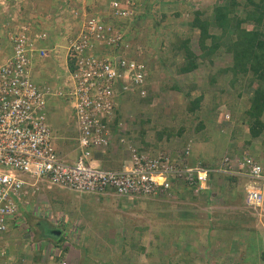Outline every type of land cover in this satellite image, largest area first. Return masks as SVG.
Here are the masks:
<instances>
[{
	"label": "rangeland",
	"instance_id": "rangeland-1",
	"mask_svg": "<svg viewBox=\"0 0 264 264\" xmlns=\"http://www.w3.org/2000/svg\"><path fill=\"white\" fill-rule=\"evenodd\" d=\"M10 1L11 2L7 4L6 8L3 10V16L7 19L18 18L19 16L23 17V14L27 16V14L37 15L39 12H45L47 15L51 13V18L49 17L51 23L48 24L46 29L56 28L58 30L51 34V39L47 40L46 43L52 46L54 42L57 46L51 50V61L49 64L40 66V64L46 63L47 60L44 58L35 59L34 62H31L29 66V77L38 85L51 84L54 88H57L59 84L54 79V76L56 75L61 78L65 76L63 67L64 46L70 34L69 32L72 31L73 27H77L80 24L82 17L89 16L100 7H106L108 0H42V3H40L38 7L32 6V4L29 5L28 3L27 5L24 3L22 4L25 0H16L14 3L13 0ZM28 1L31 3L32 0ZM213 1L214 0H152V17L148 16L146 20L141 22L136 20L135 23L132 20L131 22L135 24H133V27L131 24H124V34L126 37H129L126 40L127 45L129 46V44L132 43L135 46L132 51L125 50V55L128 54V52L130 55V52H132L133 55H136L138 60L145 64L146 69L149 71V74H151L149 95L143 100H139L134 94L132 97L122 95L119 97L115 95L117 104L114 106L113 111L117 112L116 116L120 122V126H118V128H120V136L118 138L111 137L109 139V144L104 149H109L114 146L115 152L117 151L120 154V159L125 158L128 154L127 145H132L136 148L135 143H137L138 146H143L144 142L150 143L152 140V129L164 126L173 127L174 131L180 127L182 128V133L188 134L189 137H191V139L188 138L186 142L188 145L182 142L181 137L172 138L173 143H176L174 147L177 149L176 151L178 154L183 151L185 153V148L188 149L187 152L189 153L191 147V152L195 153L197 157L199 156L200 158L203 157L206 159L214 158V160H221L226 155L240 157L244 153L247 154L248 150L245 148L244 143V136L247 134V122L243 123L244 116H242V111H244L247 105V97L250 96L251 88L246 87L247 84H243L242 80L231 85L229 73L222 74L219 72L220 68L228 67L231 64L230 54L226 53L224 50V44H220L218 48L219 52L215 51L211 53L209 57H201L197 42L198 32L196 29H190L188 27L192 12L198 9L206 11V8H208ZM76 3L79 4L80 9L76 11V14H72L70 8ZM51 7L53 8L51 9ZM59 8L61 10H58ZM236 13L240 15V8L236 9ZM161 14L165 16L159 18ZM158 19L160 21L156 29L154 28L155 25L152 20L157 21ZM246 27L249 29L251 24L246 25ZM143 33H145V35L142 36L143 40L141 38V40H135V38L140 37ZM58 34L61 36L67 34V38L63 39ZM177 37L179 39L187 37L189 39L188 45L191 51L194 55L199 57L197 60L199 61V66L185 75H180L176 72L177 64L180 63L182 59L175 57L170 45ZM38 45H43V43L39 42ZM211 76L214 80L212 83H208V78ZM53 81L54 84H52ZM198 95L202 97L199 109L193 113H189L186 111L187 102L189 99H194ZM65 101L69 103L67 99H59V97L54 99L52 96H47L45 99V104H48L46 113L47 121L49 126L53 128V131L58 127L60 128L59 134H61V136L67 135L69 142H75V133L74 130L71 129V125L73 124V117L71 116L72 111L67 107L68 105ZM59 105L66 106L64 109V116ZM54 110L56 116L52 117L51 113H54ZM114 119L115 116L113 115L111 123H113ZM141 119H149V121L142 122ZM199 123L204 126L197 130L196 127ZM142 129L144 130L143 141H135V138ZM263 135L264 129L262 134L250 141L251 144H255L253 146L257 147L256 143L261 141ZM165 150L168 152L167 148ZM108 152L109 150H104L105 157L102 160L109 159L106 155ZM57 155L65 161L73 162L75 160L74 151H70L69 155L68 153L60 155L57 152ZM96 155L99 154L96 153ZM180 160H182V158H180ZM187 163H189L188 160ZM116 165L117 163H114L113 167L106 168H114ZM94 167L103 168L105 166L98 165ZM217 167L218 166L215 168ZM213 171L219 173L212 181L217 187L212 185L213 187L210 186L207 189L206 186L205 192L203 191L196 194L198 195V199L203 202L206 199L207 201H211L207 205L203 202L197 204L196 207L199 209L196 215H192L191 212L188 213L189 211L187 209L188 206L191 205L188 204L190 201L188 200L187 202V199L190 198L192 200L196 198L195 194L191 195V197H186L187 195H163L157 198L142 200L143 203H139L138 206H134L135 201H130L131 198H117L113 193L107 197L98 194L95 197L99 200V203L95 205L97 209L100 210V214L103 217L104 215H108L109 211H119L121 216L133 219V222L135 221L138 225L146 227V231L144 230L145 235L142 236L141 239L144 241L151 239L152 235L160 236L165 234L161 231L159 232L157 229V227L160 226V222L156 223L151 218L154 212L162 216L160 209L156 211V208H159L161 203L166 205L164 207L162 206V212H170V210L166 209L169 208V206L183 205L184 209H182L180 216L184 218V220L197 218L199 213H206L207 221L203 220L202 223L214 224L213 227L215 230L213 232L215 236L209 237L205 232V225L195 222L194 233L186 232L184 235L180 236L181 239H177V237H173V239L170 238L168 247L164 250L162 249V252L173 253L174 256L172 257L176 259L181 252V248L184 247L186 252H184V256L181 257V262L176 264H191V262L192 264H264V261L259 262L258 260V251L251 250L246 244L245 233L240 232L241 230H234V227L232 228L233 223H236L238 226L240 224H245L242 225V227H250V220H255L257 223L256 217L258 215L259 221L262 222L264 226V201L256 206L247 204L245 198H243V200L237 199L229 202L235 190V186L231 183L233 182L231 177L234 174L223 172L221 169L220 171ZM84 196L90 197L93 195L75 193L69 189L43 181L36 182L33 191L24 196V207L21 208L20 212L21 218L18 221L15 219L14 222H11V225L14 224L16 226L15 228L18 226L20 230L14 229L7 232V237L4 238L3 236L0 240V247L5 248L9 245V248H7L8 251L14 250L16 247L17 250L20 248L22 253L17 255V257L20 258V264H44L48 256H53L55 254L60 255L58 251L53 252L50 246L42 248V246L38 245V243H40L39 241L38 243L31 242V228L33 227V223L37 228L38 225H40L39 228L42 230V227L47 221L55 225L54 227H60L59 223L62 222L63 225H65L62 226L65 228V235L66 232L70 230L71 227H75V225H77L76 227L81 226L84 228L89 224L88 221H90V223L93 222L94 217L89 218L86 214H82L78 218H75V211L72 209L76 208L77 212L80 213L83 211L81 205L85 204L84 201L86 200L79 197L87 199ZM78 200L79 203H77ZM238 200L239 203L237 202ZM65 203L66 205L70 203V209L64 210L67 207ZM123 203L128 206L124 209H119ZM118 204L119 206H117ZM212 206H217V210L228 213L224 214L223 222L219 219L218 213L215 215L214 210H211L210 207ZM245 206H247V208ZM212 209L214 208L212 207ZM238 211H241L240 214L242 216L232 218L231 214H235ZM166 216L167 214H165V217ZM31 217L37 218L38 220L36 222L33 221L32 224L30 221V223H27V218L33 220ZM39 218L42 220H39ZM124 223L126 226L127 222L125 221ZM172 225L170 226L176 227V224ZM253 227L254 226H252V228ZM197 228L199 230H197ZM71 230L69 231L70 235L67 236L70 241L77 238L74 231ZM75 232L77 233V231ZM78 233L81 235L82 230L81 232L78 231ZM111 233H113L111 228H106L105 232L94 233V243L97 242L103 246L105 245L108 249L107 251H110V249L115 250V236L110 238ZM119 233L120 235L125 234L128 236L125 229L121 230ZM104 236L107 239L104 238V242H102V237ZM87 242L88 240L85 241V244ZM158 242L160 245V238H158ZM40 248L42 249V253L38 251ZM69 250L67 254L60 257V262L56 261L52 264H87L86 255L89 256V253L83 255L84 258H81L79 261L77 259L76 262L75 258H77V255H75L70 248ZM96 251L98 252V250ZM37 252L42 255L39 263H35L31 259V257L35 255L33 253ZM157 253L160 254L161 251L157 250ZM91 255H93L92 250ZM96 256H100V253ZM101 256V259L104 260L105 256ZM12 257L13 254L11 252L10 255L6 257L8 258L7 264L15 263L14 260H11ZM141 261H144V264H149L145 258H141ZM151 261L154 262L155 259ZM91 262H93L92 257ZM117 264L120 263L117 262Z\"/></svg>",
	"mask_w": 264,
	"mask_h": 264
},
{
	"label": "built area",
	"instance_id": "built-area-1",
	"mask_svg": "<svg viewBox=\"0 0 264 264\" xmlns=\"http://www.w3.org/2000/svg\"><path fill=\"white\" fill-rule=\"evenodd\" d=\"M137 5L139 0H108L106 7L82 19L67 38L66 49L73 65L69 74L72 89L67 94L72 99V130L78 150L73 162L57 155L53 128L45 112L47 87L33 84L27 76L29 59L35 53L45 55L36 41L46 38V33H31L32 25L25 21L5 32L8 23H0L5 40L0 43V240L7 237L11 222L21 218L24 196L38 181L75 193H113L127 198L169 195L174 186H193L196 192L207 186V168L199 164L176 167L180 159L171 161L162 152L148 157L132 145H127L128 154L119 169L94 167L98 165L93 153L104 151L109 144L115 95L137 89L144 93L141 88L146 66L125 55L128 45L123 41L124 22L132 20ZM220 169L247 178V204L263 203L264 176L251 156L226 155L211 171Z\"/></svg>",
	"mask_w": 264,
	"mask_h": 264
},
{
	"label": "trees",
	"instance_id": "trees-1",
	"mask_svg": "<svg viewBox=\"0 0 264 264\" xmlns=\"http://www.w3.org/2000/svg\"><path fill=\"white\" fill-rule=\"evenodd\" d=\"M138 2V1H137ZM152 0H139V5H137L134 8V14L131 16V19L136 22L144 21L148 16L152 17L153 14H151L152 11ZM72 7H75L76 9H79V4H74ZM240 8V15L236 13V9ZM207 10H194L192 12V17L190 22L188 23V27L190 29H196L198 32V47L200 49V56L201 57H209L211 53L213 52H219L218 48L220 44H224V50L226 53L230 54L231 64L228 67L220 68L219 72L222 74H228L230 75V84L240 82L242 80L243 84H247L246 87H250V96L247 97V105L244 108V111H242V116H244L243 123L247 122V134L244 136V143L245 148L248 150L247 155L251 156L253 160H255L260 168H261V175L264 176V135L261 139V141L257 144V147L253 146L255 144H251V140L253 138H256L260 134H262V131L264 129V0H214L213 3L206 8ZM165 15L161 14L159 18H163ZM132 20L127 19L125 21V24H131L133 27ZM159 19L156 21L152 20L154 22V28L157 29V26L159 25ZM251 24V27L248 29L246 25ZM135 25V24H134ZM139 31V30H138ZM137 31V32H138ZM141 35V34H140ZM141 35L138 38H135V40H141ZM129 37H126V40ZM141 38V39H140ZM143 40V39H142ZM177 40V41H176ZM176 41V42H175ZM189 39L187 37H184L183 39H179L178 37L175 38V40L170 44L172 48V52L175 55L176 58H181L182 61L177 64L176 72L180 75L188 74L189 72L193 71L195 68L199 66V59L198 56L194 55L191 51L189 45H188ZM134 45L132 43L127 46V50L134 49ZM128 57L137 59L136 55H133L132 52H129L127 54ZM72 63L69 59V70L72 71ZM151 74H149V71H147L146 75V85L143 87L145 94L144 95H137L136 97L139 98V100H143L147 98V95H149V85H150V78ZM213 77L208 78V83L213 82ZM239 85V84H238ZM242 85V84H240ZM201 96L198 95L194 99H189L187 102V109L189 113H193L196 110L199 109L200 106V100ZM116 112V111H115ZM117 113V112H116ZM119 114V113H118ZM263 117V118H262ZM119 121L117 117H115L113 123L110 125L112 127V133H119L117 131V125L116 122ZM142 122H148L146 119H141ZM140 121V122H141ZM204 125H201L199 123L196 127V129L203 128ZM153 132L151 134L152 140L150 143L144 142L143 146H138L137 143H135L137 151H143L146 152L148 157H154L159 154V152L165 153L168 155L169 160L174 161L175 159L182 160L180 162H175V166H192L195 164H199L201 167H205L209 170L208 172V183L209 187L212 185V181L219 175V173L211 171V169L216 166L213 163L210 162H204L200 161L195 153L187 152L186 154L184 152L179 153L175 149L172 138L174 137H181V140L184 144H186L189 137L188 134L182 133V128H178L176 131H174L173 127H157L152 129ZM144 136V130L142 129L139 132V135L135 138V141H143ZM172 140V142H171ZM171 142V143H170ZM188 145V144H186ZM253 147H252V146ZM185 146V145H184ZM247 146V147H246ZM167 148L168 152L165 150ZM138 152V153H140ZM245 152V151H242ZM182 154V156H181ZM193 155L195 157L193 158ZM239 155V154H238ZM241 155V153H240ZM191 158V160H190ZM187 160L189 163H187ZM262 165V166H261ZM232 184H236L238 178L235 176L231 177ZM182 190L185 192H191L189 188L184 186H180ZM112 193L103 194L104 197L110 196ZM176 196H181L180 194H177ZM231 196V195H230ZM245 197V194L241 192H237L232 194L230 197L231 200L229 202H232L233 200H243ZM118 198V196H117ZM121 199V198H120ZM119 200V199H118ZM135 201L134 206H138L139 203H143L142 200H146V198H131L130 201ZM239 200L237 201L239 203ZM210 201H207L206 204H209ZM94 205V204H93ZM91 206L90 208L85 207L83 211L77 212L75 210V218H78L82 214H86L89 218H96L95 209L96 207ZM96 206V205H95ZM119 206V204L117 205ZM126 206L124 203L119 209H124ZM248 206V205H247ZM247 206H245L247 208ZM24 213V212H23ZM95 215H94V214ZM99 213H97L98 215ZM101 215V214H100ZM109 215V216H108ZM108 215H104V218L108 220L110 226L112 228H116V224L119 222H127L126 225V233L125 234L119 233V231H116L114 233L115 236V250L107 251L108 249L99 244L94 243L93 236L90 234L88 237H85L88 242L85 245V251L87 254L91 252V250L95 247V252L92 255V264H97L98 262H101V264H144V261H141V258H145V260L149 264H176L181 262V257L184 256V252L186 250L184 247L181 248V252L179 253V256L174 259L172 256L173 253H165L162 252V249H166L169 245L171 234H164L160 236L152 235L151 239H147V241L141 240L142 236H144V230L146 231V227H143L141 225H138L133 222V219H129L128 217L121 216L119 211L113 212L109 211ZM27 216V215H26ZM242 216V215H241ZM33 218V217H31ZM72 218V217H71ZM93 218V219H94ZM37 218L29 219L27 218V223L31 224L33 221H37ZM39 220H41L39 218ZM250 220V219H249ZM30 221V222H29ZM250 227H242L239 228L243 233H245V241L248 247L253 251H258V260L259 262L264 261V236L261 235L260 232L256 231L255 228H252L254 226V220H250ZM130 222V224H129ZM60 224V231L57 236L54 234H50L48 232L49 228H51L52 225L44 224L41 230L39 228L40 225H38V228L34 230V234L32 232V239L31 242H37L39 246H42L44 248L52 247L53 252L58 251L60 255H53L48 256L45 260L44 264H52L54 262H60L61 258L65 252L68 250L70 246L73 244H77L76 238L72 240H68L69 231L66 232V235L64 234V229L62 226V222ZM125 224V223H124ZM34 225V223H33ZM93 225H96V222L93 223ZM16 226H11L9 232L14 229ZM136 234V235H135ZM135 236V237H134ZM84 238V239H85ZM158 238H160L163 244L159 245ZM118 239V240H117ZM76 240V241H75ZM88 244V245H87ZM118 246V248H117ZM12 247V246H11ZM7 248H9V245L5 248L1 249L3 250L4 254H2V258L0 259L1 264H7V259L4 258L8 257L10 253L12 252L13 257L12 261L14 260L15 263L13 264H20V258L17 257V255L21 254V249L17 247L14 248V250L8 251ZM39 248V247H38ZM51 249V250H52ZM41 248L38 249V251L41 252ZM98 250V252L96 251ZM157 250H160L161 253L158 254ZM19 252V253H18ZM42 253V252H41ZM41 253H33L31 257L32 261L35 263H39V260L41 258ZM49 253V252H47ZM100 253L101 255H104L105 259L102 260L100 256H96ZM155 259L154 262L151 260ZM200 259V258H199ZM192 264V262H191ZM214 264V263H211Z\"/></svg>",
	"mask_w": 264,
	"mask_h": 264
},
{
	"label": "crops",
	"instance_id": "crops-1",
	"mask_svg": "<svg viewBox=\"0 0 264 264\" xmlns=\"http://www.w3.org/2000/svg\"><path fill=\"white\" fill-rule=\"evenodd\" d=\"M25 1H23L22 4ZM26 3H28L29 5L32 4V6H37L38 7L39 4L42 3V0H32L31 3L27 0ZM50 61H51V59H49L46 63L40 64V66L41 65H47V64L50 63ZM127 97H132V96L127 95ZM47 105L48 104H46V111H47ZM59 107L61 108L62 114L64 116V109L66 108V106L59 105ZM67 107L69 108V105ZM51 116L52 117H55L56 116L55 115V110H54V113H51ZM71 116H72V113H71ZM54 133H55L54 134V136H55V145H56L57 150H58V153L60 155H65L66 153H68V155H69L70 154V151H74L75 152V148H74L75 147V142H69L67 135L61 136V134H59L60 133V128L56 127V129L54 130ZM56 135H58V136H56ZM111 148H113V149H109V152L106 154L109 159L108 160H102L105 157V154H101V155H104V156H103V158H98V160L95 161V163L97 165H100V166L102 165V166H105V167H113L114 163H117L116 166H118V167L120 166V163H122L123 159L121 161L120 154L117 151H116L117 153L115 152L114 146H112ZM195 155H193V158L195 157ZM196 159H199L200 161H204V162H210V163H213L214 165L216 164V166L219 165L218 161L220 160V159L219 160H217V159L214 160V158H210V159L209 158L206 159V158H203V157L200 158L199 156ZM116 166L114 167V169L115 168H118ZM216 166H214L213 169H215ZM233 176H235V177L238 178L237 183L235 185L233 184L235 186V190H234L233 194L234 193H237V192H241L242 195H243V193L245 194L244 188H245V186L247 184V178H245L242 175H235L234 174ZM212 185L215 186V187H217L213 183H212ZM170 194L172 196H176L177 194L184 195V190H182L180 188V186H174V187H172L170 189ZM197 196L198 195H196V198H194L192 200L190 198L187 199V202H188V200L190 201V203H188V204H191L187 208L188 211H189L188 213L191 212L192 215H196L198 213L197 210L199 208L196 207V205L199 204L200 202H203L200 199H198ZM84 197H86L88 200L87 199H84L83 197H79V198H82L83 200H86V201H84L85 204H82L81 205L83 209L85 207L90 208L93 204H94L93 206L96 207L95 204H98L99 203V200L98 199L96 201L94 198H91V196L90 197L89 196H84ZM186 197H188V196H186ZM206 201H207V199L203 203L206 204L207 203ZM77 203H79V200L77 201ZM65 205H66V203H65ZM69 205H70V203H68L66 205L67 207L64 210L70 209ZM162 206L164 207L166 205L163 204V203H161V206L159 208H156V211H158L160 209V212H161L162 216H159L157 212H154L153 215L151 216V218L156 223L157 222H160V226L157 227V229H158L159 232L161 231L162 233H165L167 235L168 234L170 235L171 232L173 233V234H171V239H173V237H177V239H181L180 236L181 235H184L186 232H189V233L190 232H193L194 233L195 232V228L194 227L196 225L195 222L196 223H199V224H203L202 223L203 220H206V213H199L198 214L199 216L197 218H191V219H185L184 220V218H181V216H180V214L182 212V209H184V206L183 205L169 206V208H166V209L170 210V212H162L161 211L163 209ZM212 207L214 209H212ZM212 207H210L211 210H214V214L215 215H217V213H218V216L220 217V218L219 217L218 218L221 219V221L223 222L224 221V214H228V213H223V211L217 210V206L216 207L215 206H212ZM185 208H186V206H185ZM72 209H73V211L76 210V208H72ZM90 209H92V208H90ZM97 213H99V214L97 215ZM240 213H241V211H238L235 214H231V217L232 218H238L237 216H241ZM95 214H96V216H95L96 218L93 219V222L90 223V221H88L89 224L87 226H85L84 228L81 227V226L76 227L77 225H75V227H72V230L70 229L71 231H74V233H75V235L77 237L76 238L77 241L79 240L77 242V244H73L72 247L71 246L69 247L75 253V255H77V258H75V261L76 262H77V259L79 261L81 258H84L83 255H86L87 254V252L85 251V245H84L85 244V241H86V238L85 237H88L90 234L93 236L94 233L105 232V229L106 228L107 229L108 228H111L113 230V233L110 234V238H112L114 236V232H116V231H119L120 232L121 230H124V229L126 231V229H127L126 226H125V224H124V222H122V223L119 222L118 224H116V228H112L110 226L108 220H106L102 215H100V210H98L97 207L95 209ZM165 214H167L166 217H165ZM258 216L256 217L257 223L254 220L255 223H254V227L253 228H255L256 231L260 232L261 235L264 236V234H263L264 233V226L262 225V222L259 221V217ZM221 217H223V218H221ZM94 222H96V225L95 226L93 225ZM172 224H176L175 225L176 227H172L173 226ZM170 225H172V226H170ZM203 225H205V228L204 229H205L206 234L209 235V237L215 236V233L213 232L215 230V228L213 227L214 224H211V223L206 224L205 223ZM233 227H234V230H240L239 228H241V225L238 226L236 223H233L232 228ZM35 229H36V227H35V225H33V227L31 228V231L33 232V234H34V230ZM18 230H20V229H18ZM81 230H82V234L80 235L78 233V231L81 232ZM197 230H199V229L197 228ZM75 231H77V233ZM240 232H242V231H240ZM68 233L70 235V232H68ZM207 235H206V239H207ZM102 238H103L102 239V242H104V238L107 239L105 236L102 237ZM162 241L163 240H161V244H163ZM95 243H97V242H95ZM69 248L65 252V254H67L70 251ZM94 252H95V247L92 249V253H94ZM86 256H87V258H86L87 264H92L93 262H91V257H92L91 252H89V256L88 255H86ZM97 264H101V262H98Z\"/></svg>",
	"mask_w": 264,
	"mask_h": 264
},
{
	"label": "clouds",
	"instance_id": "clouds-1",
	"mask_svg": "<svg viewBox=\"0 0 264 264\" xmlns=\"http://www.w3.org/2000/svg\"><path fill=\"white\" fill-rule=\"evenodd\" d=\"M0 2H1V5H0V23H2V22H7L8 23V25L5 27L6 28V30H5V32L8 30H11L12 28H13V25L14 24H17L18 22H20V21H25V22H30L31 23V25H32V30H31V33H33V34H35V33H38V32H44V33H46V38H44V39H42V40H37L36 41V46L37 47H40V48H44L45 49V55H43V56H39V55H37V53H35L30 59H29V62L26 64V70H27V76H28V78L30 79V77H29V66H30V64H31V62H34V60L35 59H42V58H44L45 60H49V59H51V56H50V53L52 52L51 50H52V48H54L55 46H57L54 42H53V44H52V46H50V45H48L47 43H46V41L47 40H50L51 39V34L52 33H54V32H56L58 29H56V28H53V29H46V27L48 26V24H50L51 23V20H49V17L51 18V13H50V15H47L45 12H39L37 15L36 14H33V15H30V14H27V16H26V14H23V17H18V18H13V19H7V18H5L4 16H3V10L6 8V6H7V4H9L11 1L10 0H0ZM14 2H16V0L14 1L13 0V3ZM24 4L25 5H27V3L26 2H24ZM71 6V5H70ZM53 7H51V9H52ZM80 9V8H79ZM79 9H76L75 7H72V8H70V11H71V13L72 14H76V11H79ZM58 10H61L60 8L58 9ZM62 11H64V10H62ZM52 12V11H51ZM33 16V17H32ZM46 16H48V17H46ZM85 17H82V19H84ZM82 19L80 20V22L82 21ZM124 24H125V22H124ZM76 27H73L72 28V30H74ZM72 32V31H71ZM71 32H69L70 34H71ZM69 33H67V34H69ZM3 34V29H0V43H4L5 42V40H4V38L3 37H1V35ZM67 34L65 35V36H61L60 34H58L61 38H63V39H66L67 38ZM69 34V35H70ZM69 37V36H68ZM123 41L124 42H126L127 43V41H126V35L124 36V38H123ZM39 42H41V43H43V45H38L39 44ZM66 44H67V40H66V43H65V46H64V50H65V53H64V61H63V67H64V72H65V76L63 77V78H61V77H57L56 75L54 76V79L56 80V82L59 84V86H57V88L55 87H53L51 84H45V85H38V84H36L34 81H32L31 79H30V81L33 83V84H35V85H37V86H39V87H43V88H45V87H47V89H48V94H47V96H52L53 98H57V97H59V99H67L68 101H69V103L67 102V101H65L68 105H69V109L71 110V107H70V105H71V101H72V99L70 98V96L67 94V92H69L71 89H72V82H71V79H70V73L72 72V71H70L69 70V59L71 60V63H72V59H71V57L69 56V54H68V51H67V49H66ZM9 47V46H8ZM125 50H127V49H125ZM48 53V54H47ZM47 54V55H46ZM127 55V54H126ZM46 58H49V59H46ZM130 58V57H129ZM131 59H133V58H131ZM135 60H138V59H135ZM46 61V62H47ZM72 67H73V65H72ZM148 71V70H147ZM147 75V74H146ZM54 80V81H55ZM54 81L52 82V84H54ZM146 85V77H145V82H144V84H143V86H142V90L144 89L143 87ZM140 90H138L137 89V91H134V92H132V93H127V94H123V93H119V94H117V96H127V95H129V96H133V94L134 95H141L140 94V92H139ZM144 91V90H143ZM59 92V94H57ZM145 94V91H144V93H143V95ZM47 96L45 97V99L47 98ZM121 102V101H120ZM72 111V110H71ZM45 112L47 113V111H46V104H45ZM114 116L115 117H117L116 116V112L114 111ZM72 117H73V115H72ZM46 118H47V115H46ZM72 121H73V118H72ZM112 123L110 122V124L108 125V132H109V134H110V138L111 137H115V138H118L120 135H119V133H112V127H110V125H111ZM116 127H117V131L119 132V129L120 128H118V126H120V122L119 121H117L116 122ZM71 129H72V125H71ZM54 132V131H53ZM109 138V139H110ZM75 154H77L78 152V150H77V148H76V144H75ZM109 149H111V148H109ZM109 149H105V150H109ZM96 153H98L99 155H96ZM101 154H104V151H98V152H95V160H94V162L96 161V160H98V158H103V156L104 155H101ZM243 155H247L246 153H244V154H242L240 157H242ZM101 156V157H100ZM240 157H238V158H240ZM122 159H124V158H122ZM122 159H121V161H122ZM123 162V161H122ZM102 166V165H101ZM121 167V163H120V166L118 167V168H115V169H119ZM103 168H106V167H103ZM111 169H114V168H111ZM185 187H187V188H189L190 189V191L191 192H185L184 193V196L185 195H187V196H191V195H193V194H198V193H200V192H205V189L204 190H201V191H195L194 189V187L193 186H189V185H185ZM208 187H209V183H207V189H208ZM169 193H170V190H169ZM93 196H91V198H94L96 201H97V198L95 197L96 195H94V194H92ZM169 195H171V194H169ZM169 195H166V194H164V196H169ZM160 196H163V195H160ZM159 197V196H158ZM125 198H127V197H125ZM138 198V197H137ZM157 198V197H156ZM146 199H149V198H146ZM245 199H246V195H245ZM42 220V219H41ZM47 221V220H46ZM47 223L49 224V225H52L51 223H49L48 221H47ZM55 225H52L51 226V228L52 229H56V230H59L60 231V229H61V227H54ZM72 228V227H71ZM70 228V229H71ZM6 258V257H5ZM7 260H8V258H6Z\"/></svg>",
	"mask_w": 264,
	"mask_h": 264
},
{
	"label": "flooded vegetation",
	"instance_id": "flooded-vegetation-1",
	"mask_svg": "<svg viewBox=\"0 0 264 264\" xmlns=\"http://www.w3.org/2000/svg\"><path fill=\"white\" fill-rule=\"evenodd\" d=\"M55 231H57V230H56V229H52V228H49V230H48V232H49L50 234H54Z\"/></svg>",
	"mask_w": 264,
	"mask_h": 264
},
{
	"label": "water",
	"instance_id": "water-1",
	"mask_svg": "<svg viewBox=\"0 0 264 264\" xmlns=\"http://www.w3.org/2000/svg\"><path fill=\"white\" fill-rule=\"evenodd\" d=\"M59 234V230L55 231L54 235L57 236Z\"/></svg>",
	"mask_w": 264,
	"mask_h": 264
}]
</instances>
